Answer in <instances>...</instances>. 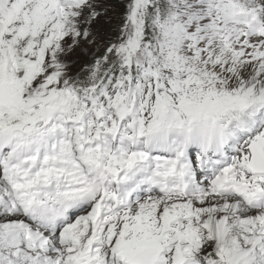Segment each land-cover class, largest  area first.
<instances>
[{
    "label": "snow or ice",
    "instance_id": "snow-or-ice-1",
    "mask_svg": "<svg viewBox=\"0 0 264 264\" xmlns=\"http://www.w3.org/2000/svg\"><path fill=\"white\" fill-rule=\"evenodd\" d=\"M0 264H264V0H0Z\"/></svg>",
    "mask_w": 264,
    "mask_h": 264
}]
</instances>
